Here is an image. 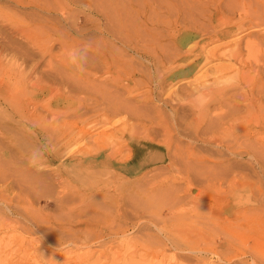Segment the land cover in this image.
<instances>
[{
	"label": "rangeland",
	"instance_id": "1",
	"mask_svg": "<svg viewBox=\"0 0 264 264\" xmlns=\"http://www.w3.org/2000/svg\"><path fill=\"white\" fill-rule=\"evenodd\" d=\"M262 4L0 0V264H264Z\"/></svg>",
	"mask_w": 264,
	"mask_h": 264
},
{
	"label": "bare ground",
	"instance_id": "2",
	"mask_svg": "<svg viewBox=\"0 0 264 264\" xmlns=\"http://www.w3.org/2000/svg\"><path fill=\"white\" fill-rule=\"evenodd\" d=\"M215 1V0H214ZM262 5H264V4H262ZM261 6V5H260ZM251 7H253V6H251ZM235 10H237V9H235ZM256 11L255 12H253V14L255 13V15H257L258 16V14L260 13V15H261V13H262V15L261 16H264V7H262L261 8V10L260 11H258L257 9H255ZM238 13H239V8H238ZM242 11V10H241ZM246 11H248L247 9H243V12H245L246 13ZM249 11H250V9H249ZM258 11V12H257ZM110 14V13H109ZM235 14V13H234ZM236 15V14H235ZM238 16H239V14H238ZM251 17V16H250ZM259 17V16H258ZM115 18V17H114ZM173 20V19H172ZM112 21V20H111ZM177 21H178V19H177ZM262 21H264V20H262ZM175 24H177V23H175ZM199 24V23H198ZM256 24V23H255ZM260 24V23H259ZM155 25H156V23H155ZM160 25V24H159ZM258 25V24H257ZM174 26V25H173ZM167 27V26H166ZM170 27V26H169ZM110 28V27H109ZM128 28V27H127ZM185 28H186V26H185ZM189 28V27H188ZM187 28V29H188ZM168 29V28H167ZM183 29H184V27H183ZM204 30V29H203ZM209 30V29H208ZM112 31V30H111ZM175 31H177V30H175ZM210 31H212V30H210ZM227 31V30H226ZM193 32V31H192ZM201 32H203L202 30H201ZM207 32V31H206ZM167 33V32H166ZM172 33V32H171ZM170 33V34H171ZM180 33V32H179ZM198 33V32H197ZM207 33H209V32H207ZM216 33V32H215ZM177 34V33H176ZM114 35V34H113ZM222 35H224V34H222ZM116 36V35H115ZM203 37V36H202ZM171 38V37H170ZM126 40V39H125ZM177 40V39H176ZM190 39H188V40H186L185 42L186 43H188V41H189ZM129 44V43H128ZM176 44V43H175ZM175 47V46H174ZM178 47V46H177ZM236 49V48H235ZM233 56V55H232ZM178 59V58H177ZM255 70V69H254ZM260 71V70H259ZM258 72V71H257ZM121 79V78H120ZM134 80V79H133ZM116 81V80H115ZM118 81V80H117ZM116 81V82H117ZM121 81V80H120ZM128 82V81H127ZM118 85V84H117ZM121 87V86H120ZM199 90V89H198ZM224 92V91H223ZM222 91H220V92H218L217 93V99H220L221 98V100H223L222 99V97H224L226 94H225V92L223 93ZM258 92V91H257ZM262 92H264V91H262ZM209 93V92H208ZM262 96H264V95H262ZM214 97V96H213ZM245 97V96H244ZM247 97V96H246ZM246 97H245V99H246ZM8 98V97H7ZM9 99V98H8ZM21 100V99H20ZM216 100V99H215ZM214 100V101H215ZM6 101V100H5ZM15 100H13V99H11V100H9V103L10 104H12L13 102H14ZM16 101H19V100H16ZM115 101V100H114ZM218 101V100H217ZM240 101V100H239ZM254 101V100H253ZM252 101V102H253ZM21 102H24V101H21ZM110 102V101H109ZM220 102V101H219ZM248 102V101H247ZM4 104H6L5 102H3ZM8 103V104H9ZM110 103H112V101L110 102ZM127 103V102H126ZM249 103V102H248ZM251 103V102H250ZM258 103V102H257ZM256 103V104H257ZM21 104V103H20ZM114 104V103H113ZM118 104V103H117ZM224 104V103H223ZM255 104V103H254ZM25 105V104H24ZM116 105V103L113 105V106H115ZM119 105H121V104H119ZM244 105H246V104H244ZM256 106V105H255ZM262 106H264V105H262ZM12 107V106H11ZM106 107V106H105ZM115 107H117V106H115ZM118 107H120V106H118ZM251 107V106H250ZM257 107V106H256ZM25 108V107H24ZM23 108V109H24ZM248 108H249V106H248ZM248 108H246V109H248ZM125 109V108H124ZM136 109V108H135ZM250 109H252V107L250 108ZM255 109V108H254ZM21 110V109H20ZM26 110V109H25ZM24 110V111H25ZM103 110H105V114H103L104 116L106 115V116H108L107 114H106V110H108V109H105L104 107H103ZM110 110V109H109ZM108 110V111H109ZM114 110V109H113ZM112 110V111H113ZM208 110V109H207ZM261 110V109H260ZM22 111V110H21ZM117 111V110H116ZM121 111V110H120ZM125 111V110H124ZM250 111V110H249ZM252 112H253V109L251 110ZM256 111V112H255ZM254 112H255V115H256V113H257V110H255ZM259 111V110H258ZM26 112V111H25ZM24 112V113H25ZM111 112V111H110ZM115 111H113L112 113H113V115L115 114L114 113ZM207 112V111H206ZM247 112V111H246ZM246 112H245V114H246ZM251 112V113H252ZM262 112V111H261ZM260 112V113H261ZM129 113V112H128ZM208 113H209V111H208ZM206 114V113H205ZM230 114V113H229ZM258 114V113H257ZM109 115H111V114H109ZM254 115V114H253ZM259 115V114H258ZM257 115V116H258ZM239 116V115H238ZM242 116V115H241ZM241 116H240V118H241ZM247 116H249L248 118H251L250 117V115H247ZM252 116V115H251ZM218 117V116H217ZM233 117V116H232ZM253 117V116H252ZM260 117H264V116H259V118H253V119H251V121L248 123V126H250V127H252L253 129H256L257 131H258V134L260 135H262V134H264V119H261ZM108 118V117H107ZM223 118H224V116H223ZM233 118H231V120H232ZM234 119H237V117L236 118H234ZM233 119V120H234ZM243 119H244V117H243ZM240 119L238 118V121H239ZM250 120V119H249ZM248 120V121H249ZM229 121V120H228ZM237 121V120H236ZM245 122V121H244ZM243 122V123H244ZM247 122V121H246ZM214 123V122H213ZM216 123V122H215ZM240 123H242V122H240ZM217 124V123H216ZM224 124V123H223ZM232 125V124H231ZM231 125H229L230 126V128H231ZM245 125H247V124H245ZM214 126V125H213ZM234 126V125H233ZM218 127V126H217ZM227 128V127H226ZM222 129V132L225 130V127L224 128H221ZM220 129V130H221ZM220 130H219V132H220ZM229 130V129H228ZM249 130H251V129H249ZM226 131V130H225ZM236 131V130H235ZM239 131V130H238ZM248 131V130H247ZM256 131V132H257ZM56 132V131H55ZM218 131H216L215 133H217ZM71 134V133H70ZM222 134V133H221ZM229 134V133H228ZM224 135V134H223ZM223 135H221L222 137H223ZM60 136H61V134H60ZM239 136V135H238ZM242 136V135H241ZM64 137H66V135H63L62 136V138H63V140H64ZM226 137V136H225ZM231 137V136H230ZM230 137H228V138H230ZM244 137V136H243ZM248 138H252V134H249L248 135ZM213 140H214V136H213ZM218 140V139H217ZM238 141V140H237ZM249 143V142H248ZM251 144V143H250ZM260 144V145H259ZM252 145H254L253 143H252ZM252 145H250V146H252ZM255 145H257V146H261L262 147V145H264V141H260V140H256V142H255ZM228 146V144L225 146V147H227ZM249 146V147H250ZM245 147V146H244ZM228 148V147H227ZM252 149H254V148H252ZM252 149H250V151L252 150ZM258 150V149H257ZM247 152H248V150H247ZM247 156H251L253 159H254V161L255 162H257V164H260V163H258V162H260V160H264V153H257V154H254V152H252V154H250V153H247L246 154ZM190 156V155H189ZM188 157V156H187ZM190 158V157H189ZM182 160V159H181ZM184 161H185V159H183ZM190 159H188V161H189ZM192 160V159H191ZM187 162V161H186ZM187 165V164H186ZM6 171V170H5ZM3 173V172H2ZM6 175V174H5ZM13 176V175H12ZM12 178V177H11ZM25 193H26V191H25ZM198 193H200V192H198ZM93 195V194H92ZM95 195V194H94ZM103 195V194H102ZM108 196V195H107ZM91 198H92V196H90ZM101 197V196H100ZM109 197V196H108ZM107 198V197H106ZM115 198V197H114ZM94 202V201H93ZM55 204V203H54ZM90 204V203H89ZM92 205V204H91ZM54 206H56V205H54ZM90 206V205H89ZM61 207V206H60ZM84 207V206H83ZM91 207V206H90ZM87 208H88V206H87ZM120 208V207H119ZM18 211V210H17ZM140 213V212H139ZM138 212H136V214L135 215H138L139 214ZM91 216V215H90ZM120 216V215H119ZM93 217H95V215H93ZM121 217V216H120ZM122 217H125V216H122ZM121 217V218H122ZM222 217V216H221ZM126 218V217H125ZM124 218V219H125ZM219 219V218H218ZM222 219V218H221ZM225 219H227V220H229V218H225ZM34 220V219H33ZM225 221V220H224ZM44 224V223H43ZM212 224V223H211ZM69 229V228H68ZM67 229V230H68ZM88 229H90V228H88ZM69 231V230H68ZM67 231V232H68ZM88 231H90V230H88ZM110 232V231H109ZM111 232H113V229H112V231ZM116 232V231H115ZM115 232L113 233V234H115ZM119 233V232H118ZM123 233V232H122ZM88 234H89V232H88ZM109 234V233H108ZM111 234V233H110ZM120 234V233H119ZM118 234V235H119ZM74 236V235H73ZM103 237V236H102ZM65 239V238H64ZM100 240V239H99ZM77 242V241H76ZM79 242V241H78ZM72 244V243H71ZM228 245V244H227ZM212 246V245H211ZM227 247V246H226ZM228 248H233L232 247V245L231 244H229L228 245ZM211 250H214V249H211ZM215 252V251H214ZM214 252H212V253H214ZM221 253V252H220ZM214 255H217V252L214 254ZM220 257V256H219ZM219 259H221V257L219 258ZM225 259V258H224ZM175 261V260H174ZM176 261H179V260H176ZM202 261H204V260H202ZM221 261V260H220ZM224 261V260H223ZM179 262H181V261H179ZM203 263V262H202ZM175 264H177V262L175 263ZM180 264V263H179ZM206 264V263H205Z\"/></svg>",
	"mask_w": 264,
	"mask_h": 264
},
{
	"label": "clouds",
	"instance_id": "3",
	"mask_svg": "<svg viewBox=\"0 0 264 264\" xmlns=\"http://www.w3.org/2000/svg\"><path fill=\"white\" fill-rule=\"evenodd\" d=\"M33 163H35V160L33 161ZM43 259L45 261V264H57V262L52 257H49L47 259L43 257Z\"/></svg>",
	"mask_w": 264,
	"mask_h": 264
}]
</instances>
